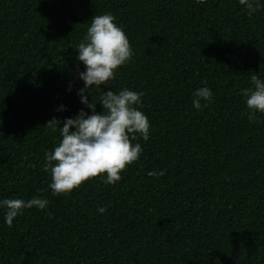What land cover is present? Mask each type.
Masks as SVG:
<instances>
[{"label":"trees","instance_id":"16d2710c","mask_svg":"<svg viewBox=\"0 0 264 264\" xmlns=\"http://www.w3.org/2000/svg\"><path fill=\"white\" fill-rule=\"evenodd\" d=\"M260 3L249 17L238 0H0V199L48 200L11 226L0 213V264H264V114L240 94L264 79ZM103 13L132 49L108 87L143 92L149 138L119 181L52 195L46 124L84 107L75 47Z\"/></svg>","mask_w":264,"mask_h":264},{"label":"clouds","instance_id":"9594fccd","mask_svg":"<svg viewBox=\"0 0 264 264\" xmlns=\"http://www.w3.org/2000/svg\"><path fill=\"white\" fill-rule=\"evenodd\" d=\"M196 2L202 4L204 0ZM238 3L249 17L261 7L260 0H238ZM75 49L76 60L84 66L83 71L78 72L83 86L77 90L84 107L72 117L63 121L53 117L46 124L51 132L59 133L58 142L44 154L43 167L50 173L48 188L52 195L67 194L98 175L105 184L119 181L120 172L136 161L142 151L141 145L132 141L138 136L145 141L149 138L150 123L140 110L143 92L129 88L114 92L108 87L115 71L132 57L128 38L112 14L93 15L83 40ZM250 82L252 87L240 89V94L251 120L256 113L264 114V79L252 74ZM101 87L105 88L98 102L102 110L97 112L91 91ZM67 90L71 91V86ZM191 95L192 107L196 110L212 99V91L207 86L196 88ZM64 109L61 105L58 110ZM148 175L162 173L149 171ZM47 205L48 200L43 197L3 198L0 199V213L4 224L11 226L24 209L43 210ZM96 211L104 214L106 209L98 206Z\"/></svg>","mask_w":264,"mask_h":264}]
</instances>
